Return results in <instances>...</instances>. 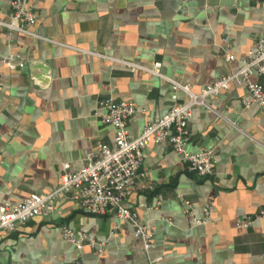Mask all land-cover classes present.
Listing matches in <instances>:
<instances>
[{
	"label": "crops",
	"instance_id": "obj_1",
	"mask_svg": "<svg viewBox=\"0 0 264 264\" xmlns=\"http://www.w3.org/2000/svg\"><path fill=\"white\" fill-rule=\"evenodd\" d=\"M9 3L0 0V21L8 19ZM29 4L35 13L30 29L45 39L0 25V60L12 53L23 62L11 70L0 62V202L7 203L56 185L59 163L77 169L96 141L113 146L112 127L99 119L103 98L135 104L127 122L131 135L169 108L167 81L113 59L159 61L162 75L197 90L235 70L264 33V0ZM32 61H41L46 72L30 68ZM245 95L242 85H233L207 99L209 107L191 108L185 149L211 150L210 175L187 170L166 142L142 149L137 172L152 189L135 183L122 204L152 231L150 249L132 236L127 221L84 213L68 194L51 213L1 234L0 264H264V108L243 105ZM183 98L177 92V101ZM207 203L213 204L210 220L192 226ZM244 217H250L247 227H235ZM62 225L103 241L102 254L87 246L77 251L61 239Z\"/></svg>",
	"mask_w": 264,
	"mask_h": 264
},
{
	"label": "built area",
	"instance_id": "obj_2",
	"mask_svg": "<svg viewBox=\"0 0 264 264\" xmlns=\"http://www.w3.org/2000/svg\"><path fill=\"white\" fill-rule=\"evenodd\" d=\"M29 2L30 0H10L8 19L0 21V25L11 32L45 39L30 29L35 13ZM222 58L228 61L231 55L225 52ZM113 60L167 81L171 88V105L157 119L145 122L136 135H131L127 122L137 110L135 104L127 100H115L111 96L100 100L98 106L102 112L99 114V119L100 122L112 127L113 146L96 141L77 169H70L67 162L59 163L58 183L50 189L31 192L16 203L0 202V236L29 219L51 213L55 209L57 199L70 194L84 213L92 215L109 213L118 221H127L132 236L141 241L144 250H148L153 246L152 231L147 225L138 221L134 211L122 204L126 191L135 183L138 188L152 189V185L146 183L143 175L137 172L142 161V149L149 143L166 142L180 155L187 170L201 177L210 175L213 171L211 150L199 148L195 152H188L185 149L188 139L186 124L191 108L196 105L209 107L207 99L216 97L221 91L233 85H242L245 88L246 95L240 98L243 105L255 104L264 108V33L254 38L251 48L239 60V66L235 70L217 76L197 90H192L187 83L162 75L159 72L161 65L159 61L154 60L148 65H137L121 59ZM0 62L3 67L10 70L23 65V62L18 61L12 53L5 54ZM252 75L257 79H250ZM179 91L184 96L181 101H177ZM212 209V203L204 205L201 209V217L191 218L192 226L207 223ZM262 213L263 211L259 212ZM249 223L250 217H244L235 221L234 225L243 228ZM59 234L62 240L69 242L77 251L87 246L94 249L96 255H101L103 252V241H97L79 229L62 225ZM262 255L264 256V250ZM149 264L154 262L150 261Z\"/></svg>",
	"mask_w": 264,
	"mask_h": 264
},
{
	"label": "water",
	"instance_id": "obj_3",
	"mask_svg": "<svg viewBox=\"0 0 264 264\" xmlns=\"http://www.w3.org/2000/svg\"><path fill=\"white\" fill-rule=\"evenodd\" d=\"M233 3V0H218V4H219V6H227V5H230V4H232ZM36 66H38V67H42L43 66V64L41 63V61H32V62H30L29 63V67L31 68V67H36ZM42 69L46 72V67H42ZM44 82V81H43Z\"/></svg>",
	"mask_w": 264,
	"mask_h": 264
}]
</instances>
